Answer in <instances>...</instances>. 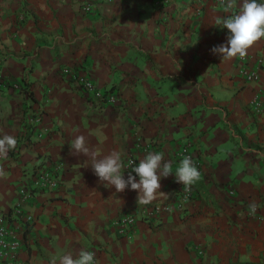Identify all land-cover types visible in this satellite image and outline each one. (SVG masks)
I'll return each mask as SVG.
<instances>
[{
  "label": "crops",
  "instance_id": "crops-1",
  "mask_svg": "<svg viewBox=\"0 0 264 264\" xmlns=\"http://www.w3.org/2000/svg\"><path fill=\"white\" fill-rule=\"evenodd\" d=\"M241 3L233 0L234 14ZM225 15L217 0H0V136L17 140L0 157V210L44 157L64 164L60 185L25 205L35 218L26 264L81 249L95 264H264V113L249 107L264 103V70L246 82L239 56L211 51L227 43L217 23ZM247 55L256 68L264 37ZM64 69L90 78L100 96ZM79 135L98 157L120 151L125 179L130 155L139 163L162 153L173 169L163 193L143 205L130 188L105 187L88 156L70 154ZM184 147L202 165L180 208L174 172ZM161 204L171 209L153 212ZM126 214L138 221L122 234L115 221Z\"/></svg>",
  "mask_w": 264,
  "mask_h": 264
},
{
  "label": "clouds",
  "instance_id": "clouds-1",
  "mask_svg": "<svg viewBox=\"0 0 264 264\" xmlns=\"http://www.w3.org/2000/svg\"><path fill=\"white\" fill-rule=\"evenodd\" d=\"M233 8V0H227L225 11ZM220 27L229 32L226 44L215 46L211 51L221 56L222 61L231 60L237 56L244 57L248 50L262 37H264V3L257 0H242L239 11L226 18L218 20ZM17 140L13 135L0 136V157L6 158L10 150H14ZM83 154L91 159V168L105 187H113L116 192H124L126 189L137 192V203L148 205L156 199L161 189V179L173 174L172 162L166 160L162 153L149 152L138 164L132 166L131 171L124 178L122 153L112 151L109 154L98 157L97 152L87 146L86 137L77 136L70 144V154ZM264 155V154H259ZM135 173V176L132 175ZM6 173L0 167V177ZM175 181L185 188H189L200 178L201 173L193 164L191 157L185 156L176 171ZM136 177H139L137 181ZM252 212L256 211V204L249 206ZM49 264H95V253L81 249L76 256L68 253L59 258L53 256Z\"/></svg>",
  "mask_w": 264,
  "mask_h": 264
},
{
  "label": "built area",
  "instance_id": "built-area-1",
  "mask_svg": "<svg viewBox=\"0 0 264 264\" xmlns=\"http://www.w3.org/2000/svg\"><path fill=\"white\" fill-rule=\"evenodd\" d=\"M218 3L224 6L227 0H217ZM234 7V6H233ZM91 9V5H88ZM225 18L234 14V9L225 11ZM240 73L246 82L254 81L260 78V71L264 70V56L257 58V67L251 68L250 57L239 56ZM65 72L73 73L70 69H64ZM74 79L82 86V88L89 94L100 96L93 81L85 75L74 74ZM7 87V79L0 70V90ZM108 101H115V97L110 95ZM250 109L256 114L264 113V103L260 99H254L249 102ZM32 124H40L42 122L41 115H36L31 120ZM47 130V129H45ZM43 138V133L38 134ZM185 156L192 159L193 164L197 169L201 168L202 162L200 159L194 157L188 147H184L177 152L176 157L181 161ZM42 166L37 168L19 188V196L12 208L9 211L0 210V264H26L22 257V252L27 248V241L25 233L30 229L34 223V216L25 209V205L36 196L39 192L45 190L56 189L61 183V174L64 170V164L53 161L49 157L42 159ZM138 164L136 157L130 155L125 163V168L129 172L132 166ZM135 175V173H132ZM233 193V191H232ZM193 195L192 187H182L179 192L180 203L179 207H183V201L191 198ZM170 206L166 204L153 206V212L161 213L170 210ZM152 212V213H153ZM138 217L133 214H126L120 216L115 221L120 233L127 234L128 231L137 223ZM93 252V251H91ZM96 260V255H95Z\"/></svg>",
  "mask_w": 264,
  "mask_h": 264
},
{
  "label": "trees",
  "instance_id": "trees-1",
  "mask_svg": "<svg viewBox=\"0 0 264 264\" xmlns=\"http://www.w3.org/2000/svg\"><path fill=\"white\" fill-rule=\"evenodd\" d=\"M35 172V171H34Z\"/></svg>",
  "mask_w": 264,
  "mask_h": 264
}]
</instances>
